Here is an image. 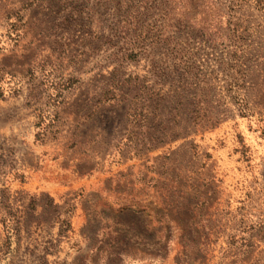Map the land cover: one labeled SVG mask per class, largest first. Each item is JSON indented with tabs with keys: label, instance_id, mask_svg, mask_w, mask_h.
Listing matches in <instances>:
<instances>
[{
	"label": "rangeland",
	"instance_id": "374dc122",
	"mask_svg": "<svg viewBox=\"0 0 264 264\" xmlns=\"http://www.w3.org/2000/svg\"><path fill=\"white\" fill-rule=\"evenodd\" d=\"M0 264H264V0H0Z\"/></svg>",
	"mask_w": 264,
	"mask_h": 264
}]
</instances>
